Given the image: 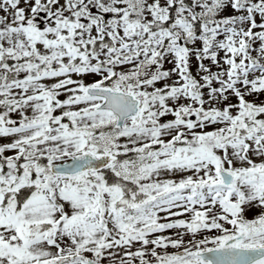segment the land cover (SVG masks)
<instances>
[{
    "label": "snow or ice",
    "instance_id": "obj_1",
    "mask_svg": "<svg viewBox=\"0 0 264 264\" xmlns=\"http://www.w3.org/2000/svg\"><path fill=\"white\" fill-rule=\"evenodd\" d=\"M0 264H264V0H0Z\"/></svg>",
    "mask_w": 264,
    "mask_h": 264
},
{
    "label": "rangeland",
    "instance_id": "obj_2",
    "mask_svg": "<svg viewBox=\"0 0 264 264\" xmlns=\"http://www.w3.org/2000/svg\"><path fill=\"white\" fill-rule=\"evenodd\" d=\"M170 118V117H169ZM249 215H252L251 213Z\"/></svg>",
    "mask_w": 264,
    "mask_h": 264
}]
</instances>
